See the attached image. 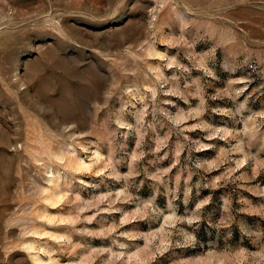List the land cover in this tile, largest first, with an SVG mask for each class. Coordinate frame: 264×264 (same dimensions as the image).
<instances>
[{
  "label": "rangeland",
  "instance_id": "374dc122",
  "mask_svg": "<svg viewBox=\"0 0 264 264\" xmlns=\"http://www.w3.org/2000/svg\"><path fill=\"white\" fill-rule=\"evenodd\" d=\"M0 264H264V0H0Z\"/></svg>",
  "mask_w": 264,
  "mask_h": 264
}]
</instances>
